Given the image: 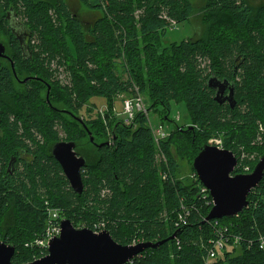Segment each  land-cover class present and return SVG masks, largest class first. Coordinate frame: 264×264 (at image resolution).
I'll return each instance as SVG.
<instances>
[{
  "label": "trees",
  "instance_id": "trees-1",
  "mask_svg": "<svg viewBox=\"0 0 264 264\" xmlns=\"http://www.w3.org/2000/svg\"><path fill=\"white\" fill-rule=\"evenodd\" d=\"M79 1L90 13L99 14L93 23L81 20L66 0H0L5 13L0 16V41L7 36L15 73L23 69L50 86L47 104L43 84L29 81L23 90L13 73L5 74L3 69L0 76L1 91L7 92L9 76L12 81L7 99L0 100L7 121L0 136V242L14 247L11 263L28 264L47 255L35 241L45 232L48 209H57L61 220L79 222L81 217L89 229L103 224L113 241L122 246L165 241L135 256L129 264H203L217 234L215 223L227 227L226 233L241 241L230 243L216 264H264V251L258 247L259 238L264 237V176L238 217L204 223L210 197L208 193L200 195L196 176L187 185L176 179L177 158L170 152L174 140L183 141L184 155L192 161L207 139L219 138L221 148L237 158L234 174H245L246 159L240 156L252 150L259 135L263 146L253 147V151L257 150L259 157L264 153V134L260 133L264 129V0H203L200 6L191 0ZM9 11L26 19V24L20 23L29 35L31 60L27 54L22 56L11 33L6 19ZM195 11L207 25L203 38L165 45L170 21L185 23ZM51 12L56 15L55 23ZM53 61L65 64L71 72L70 91L53 92L47 81L52 80L47 71ZM210 77L234 85L233 108L214 101L215 92L207 86ZM133 84L148 110L155 106L162 109V121H169L174 103L193 121L194 130L175 124L176 134L160 143L164 163L141 113L129 126L112 114L113 124L98 132L104 142L92 135L95 144L102 145L91 144L88 138L95 160L87 159L90 153L79 155L86 165L81 170L82 194H75L51 149H33L36 136L54 134L55 122L67 117L71 136L65 142L78 145L71 125L81 129L79 143L88 137L85 130L54 108L80 118L74 102L102 98L110 106L116 95L130 94ZM14 86L19 88L15 104L11 101L16 94ZM82 121L91 132L90 121ZM19 148L28 152L27 160L18 159ZM13 157L20 164L10 175L6 168ZM258 159L250 164L249 172ZM163 171L165 181L160 177ZM45 199L49 203H44ZM182 202L192 209L185 223L177 226ZM174 234V239L166 241Z\"/></svg>",
  "mask_w": 264,
  "mask_h": 264
},
{
  "label": "water",
  "instance_id": "water-1",
  "mask_svg": "<svg viewBox=\"0 0 264 264\" xmlns=\"http://www.w3.org/2000/svg\"><path fill=\"white\" fill-rule=\"evenodd\" d=\"M6 19L21 49H27L28 45L24 43L23 37L28 34L23 25L11 11L7 13ZM0 57L4 58V46L1 43ZM11 70L14 79L20 84L27 81H37L43 84L46 87L45 100L49 104L50 86L47 83L33 77L19 81L12 64ZM207 86L215 92V102L228 103L230 108H233L235 101L232 83L210 77ZM54 110L78 122L85 130L91 144L98 147L102 145L95 144L94 137L81 118L75 117L65 109L54 108ZM188 129L192 130L191 127ZM75 147L74 142L61 141L55 143L50 152L52 158L61 167L72 191L80 195L83 191L81 170L85 167L86 161L84 157L78 156ZM237 164V158L232 152L215 146H203L194 157L193 172L199 184L207 190L212 205L204 223L238 217L247 208L248 196L264 176V153L248 174H234ZM175 236L176 234L172 235L166 241L174 239ZM164 242H142L135 246H122L113 241L107 230L94 233L87 228L77 229L68 219H62L59 235L48 241L47 255L28 264H129L135 256L145 250L156 249ZM14 250L12 245L0 242V264H12L11 258Z\"/></svg>",
  "mask_w": 264,
  "mask_h": 264
},
{
  "label": "rangeland",
  "instance_id": "rangeland-1",
  "mask_svg": "<svg viewBox=\"0 0 264 264\" xmlns=\"http://www.w3.org/2000/svg\"><path fill=\"white\" fill-rule=\"evenodd\" d=\"M191 2L195 3L196 5H201L203 0H191ZM201 2V3H200ZM3 3V2H1ZM66 3H68L70 10L73 11L75 14H77L78 17H80L81 20H83L86 24H91L93 23L96 18L99 17L98 13H90L84 6L81 5L79 0H66ZM4 6L0 7V16L5 14L3 10ZM51 17L53 18V23L56 22V15L51 12L50 13ZM82 17H81V16ZM17 19L22 22L23 24H26V19L22 16L17 15ZM207 30V25L204 23L200 13L198 11H195L193 15L190 16L189 20L185 23L182 24H177L174 26H171L170 29L166 32L164 38H163V43L169 44L171 42H181L184 40L192 39L196 40L199 38H203L204 33ZM2 35V34H1ZM3 36V35H2ZM7 36H3L2 41L6 40ZM35 39L33 38L31 40V45L34 46L35 44ZM63 60V59H62ZM59 64V65H58ZM50 73L52 76L51 79H47L49 83L53 85V92H56L57 90H66L70 91L72 89L73 85V80L71 78V72L65 66V64H60L58 61H53L49 65V70L47 71ZM16 90V94L14 97H11V101L15 103L16 100V95L19 93V91L16 89V86H14ZM42 99L44 98V89H42ZM129 94V91L128 93ZM126 94V95H127ZM125 94L121 93L116 95L113 98V105L111 103L110 106L106 104V101L102 98H91L90 100L82 103H77L74 102L75 108L79 111V117L82 119H86V121H90L87 123V125L90 126L91 129V134L94 135L96 138V141L98 142H104L100 138V135H98V132L100 131V128L103 126L106 128H109L110 125H112V119L111 115L116 114V117H118L119 120L123 121V115L122 113V100L124 98ZM148 105V104H146ZM58 107L62 108V106ZM181 106H177L176 104H171V110H170V115H169V121H162V109L159 106H155L151 110H149V118L151 125L153 128H157L158 125H162L166 129L167 134H176L174 133L175 129V124L177 126H183V130H187L188 128L191 127L192 130H194L195 125H193V121L189 118L184 116V110L180 108ZM16 108V107H15ZM66 117V116H65ZM67 118V117H66ZM62 118L59 121L55 122V125L53 126L52 131L55 133H45L41 136V138L36 136V143L32 144L33 149L37 147H47V150L50 151L52 145L56 141H66L70 138L71 132H67V121L68 118ZM73 128H71L72 131L75 133V138L80 140V132L81 129L76 125H71ZM70 123H69V127ZM264 134V129L262 128L261 132ZM70 135V136H69ZM78 136V137H77ZM259 135L257 136V139L254 141L253 144H251V151H247L246 153L241 154L240 158L246 159V162L244 163V167H242L243 172L245 174L250 173V164L254 163L259 157L258 151H253V147L256 149H260L259 147H262L263 145V137ZM85 141H81L80 143L77 141L76 149L75 151L77 152L78 156L86 153H90V156L87 158L89 161L93 157L95 160V155L93 153V147L89 146L88 143V137H84ZM83 139V138H82ZM176 139V138H174ZM218 139V140H217ZM87 140V142H86ZM102 140V141H101ZM215 140V141H214ZM175 142L172 143L171 150L170 152L173 154L175 158H177V163H178V169L176 171V179H178L182 184H189L192 177L195 175L192 172V161L188 156H185L184 153V142L180 140H174ZM221 139L216 138V137H211L207 139L204 143V145L208 146H214L218 147L217 144ZM108 142V141H106ZM217 142V143H216ZM221 143V142H220ZM222 146V143H221ZM220 146V147H221ZM219 148V147H218ZM222 149V148H221ZM253 151V152H252ZM83 156V155H82ZM259 160V159H258ZM242 166V165H241ZM238 167V164H237ZM44 203H49L48 199H45ZM71 224L74 226L77 225L78 227H75L77 229L81 228H88V222L85 219H82L79 217V222L78 221H70ZM81 227V228H80Z\"/></svg>",
  "mask_w": 264,
  "mask_h": 264
},
{
  "label": "built area",
  "instance_id": "built-area-1",
  "mask_svg": "<svg viewBox=\"0 0 264 264\" xmlns=\"http://www.w3.org/2000/svg\"><path fill=\"white\" fill-rule=\"evenodd\" d=\"M170 28L171 26L176 25L175 22L170 21L169 23ZM122 63V61H119ZM125 80H128L127 76L125 75ZM122 115H123V123L126 126L131 125L134 123L136 114L141 113L146 121V126L150 130L151 137L153 139L154 144L156 145L157 152L159 153V157L163 159L164 163H166V159L164 155H162V151L160 149V143L163 142L169 134L166 133V129L162 125H158L157 128H153L150 122L149 118V110L148 106L145 103L144 97L139 92V89L133 84L132 88L130 90L129 95H125L122 100ZM116 116V114H114ZM215 141V140H214ZM219 148H221V143L217 144ZM160 177L162 180L167 179L166 173L163 171L160 173ZM200 193L203 195H206L208 192L205 188L201 186ZM210 205H211V199H210ZM191 207H188L187 205H181V213L177 215V223L176 225H180L185 223V221L188 219ZM48 220L46 224V229L43 235L37 239L35 242L38 245L40 249H46L47 250V244L48 241L52 238L59 235L60 231V217H59V211L57 209H48ZM216 224V228L218 227L217 234L215 235V238L210 241L211 248L208 250L206 255L203 258V264H216V261L218 259V256L222 251L226 249L230 245V243L237 245L240 242V238L237 235H228L227 227H220L218 226V223ZM94 233H98L100 231L105 230L103 224H95L92 226V229H90ZM136 243L133 242L131 246H135ZM259 250L264 251V237L259 238Z\"/></svg>",
  "mask_w": 264,
  "mask_h": 264
},
{
  "label": "flooded vegetation",
  "instance_id": "flooded-vegetation-1",
  "mask_svg": "<svg viewBox=\"0 0 264 264\" xmlns=\"http://www.w3.org/2000/svg\"><path fill=\"white\" fill-rule=\"evenodd\" d=\"M28 40H29V35H25V37H23L24 43L27 44ZM0 42L4 46V58L0 57V65L3 66L2 69L0 68V76H1V72H2L3 69L5 71V74L7 73V74L10 75L12 73V70H11L12 62H11V59H10L12 49L10 48V44L7 46L8 42H6V40L0 41ZM20 51H21L22 56H25L27 54L28 55L27 59L28 60L32 59L31 55L29 54V52H30V48L29 47L27 49H24V50L20 48ZM22 70L23 69H19V74L16 72L17 73V80H19V81L20 80H24V79H26L28 77H31V76H35V75H32L31 73H26L25 71H22ZM35 77H38V76H35ZM14 81L19 87H23V90H25L24 86H26L28 84V82H29V81H27L24 84H20L15 79H14ZM10 83L12 84V81L10 80V76H9V82H8L9 86H10ZM9 86L7 85V92H6V89L3 90V91H1V89H0V100L1 99L5 100V98L7 99L8 94H9ZM17 90H19L18 87H17ZM6 124H7V121H6V116L4 114V108L2 106H0V136H1L2 132H3L4 125H6ZM38 139H39V136H38ZM17 155H18V159L20 161L24 160L26 158L28 159V156H29V154H28V152L26 150H22L20 148L17 151ZM18 159L16 161L14 159V157L10 158L9 162L7 163V168L6 169H7V172L10 175L14 173V170H15L14 168L15 167L17 168V166H19V164H20Z\"/></svg>",
  "mask_w": 264,
  "mask_h": 264
},
{
  "label": "bare ground",
  "instance_id": "bare-ground-1",
  "mask_svg": "<svg viewBox=\"0 0 264 264\" xmlns=\"http://www.w3.org/2000/svg\"><path fill=\"white\" fill-rule=\"evenodd\" d=\"M217 140H218V139H217ZM220 142H221V141H220ZM216 143H217V142H216ZM212 146H213V145H212ZM214 146H215V145H214ZM200 195H202V194H200ZM205 196H206V195H205ZM207 196H208V195H207ZM206 198H207V197H206ZM209 202H210V200H209ZM205 203H208V202L206 201ZM180 204H181V203H180ZM182 204H183V202H182ZM211 206H212V205H210V208H211ZM191 214H192V213H191ZM214 221H215V220H214ZM215 233H216V232H215ZM240 243H241V241H240ZM258 244H259V242H258ZM210 247H211V246H209V249H210ZM258 247H259V246H258ZM207 252H208V251H207Z\"/></svg>",
  "mask_w": 264,
  "mask_h": 264
}]
</instances>
